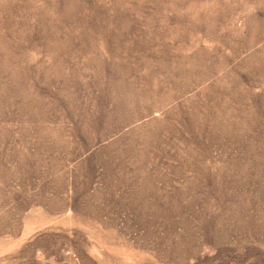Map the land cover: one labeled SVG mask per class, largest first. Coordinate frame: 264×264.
Listing matches in <instances>:
<instances>
[{"label":"rangeland","instance_id":"374dc122","mask_svg":"<svg viewBox=\"0 0 264 264\" xmlns=\"http://www.w3.org/2000/svg\"><path fill=\"white\" fill-rule=\"evenodd\" d=\"M0 264H264V0H0Z\"/></svg>","mask_w":264,"mask_h":264}]
</instances>
